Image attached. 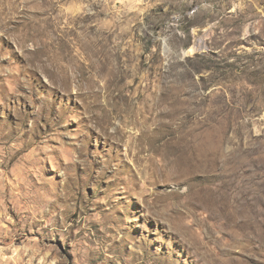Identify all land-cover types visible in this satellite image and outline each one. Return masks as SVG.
I'll return each mask as SVG.
<instances>
[{"label": "rangeland", "instance_id": "374dc122", "mask_svg": "<svg viewBox=\"0 0 264 264\" xmlns=\"http://www.w3.org/2000/svg\"><path fill=\"white\" fill-rule=\"evenodd\" d=\"M0 264H264V0H0Z\"/></svg>", "mask_w": 264, "mask_h": 264}]
</instances>
